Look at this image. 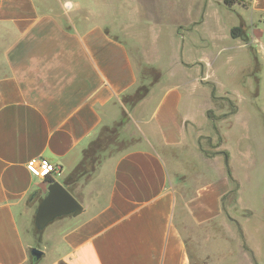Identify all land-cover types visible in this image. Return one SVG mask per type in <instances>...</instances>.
Instances as JSON below:
<instances>
[{
  "label": "crops",
  "instance_id": "0c3cea01",
  "mask_svg": "<svg viewBox=\"0 0 264 264\" xmlns=\"http://www.w3.org/2000/svg\"><path fill=\"white\" fill-rule=\"evenodd\" d=\"M261 95L264 0H0V264L36 247L48 183L27 161L58 163L64 184L125 113L128 144L73 189L83 212L42 232L46 264H216L218 233L189 226L227 221L264 264Z\"/></svg>",
  "mask_w": 264,
  "mask_h": 264
},
{
  "label": "rangeland",
  "instance_id": "374dc122",
  "mask_svg": "<svg viewBox=\"0 0 264 264\" xmlns=\"http://www.w3.org/2000/svg\"><path fill=\"white\" fill-rule=\"evenodd\" d=\"M67 4L63 2V6H66ZM246 95L249 96V92L245 91ZM244 94V92H243ZM264 102V98L261 95L257 103L259 105ZM220 104L227 105V110H232V107L225 102L221 101ZM262 123V121H261ZM218 141V139H216ZM118 142L120 146L124 147L128 144V142L121 140L120 134H118ZM262 150L264 151V141L261 143ZM118 147L112 146L110 147V150H117ZM216 148H210L208 149L209 152H215ZM43 181L47 183L44 179ZM47 190V189H46ZM263 188L260 189V195L258 200H255V215L253 218L252 224L261 223L264 221V195H263ZM43 198V197H42ZM41 198V199H42ZM255 199V198H253ZM189 228L193 231L199 230V235L206 236V234L218 233V238L216 240L217 236H214L213 239L210 242L211 246L217 247L220 250V254L218 255V262L216 264H255L254 260L251 259V255L248 252L247 244L245 241V238L240 237V235L236 232V226L234 223H231L230 221H227L226 223L219 222V223H213L212 225H206L204 227H193L189 226ZM36 225H35V219L33 224V230L36 237V247L43 248L42 244V234L41 238L39 240V236L36 233ZM39 230V229H38ZM42 231V230H40ZM44 231V230H43ZM42 231V232H43ZM52 260V254H48L46 257H41L39 260H37L34 264H46ZM32 264V261H31Z\"/></svg>",
  "mask_w": 264,
  "mask_h": 264
},
{
  "label": "trees",
  "instance_id": "16d2710c",
  "mask_svg": "<svg viewBox=\"0 0 264 264\" xmlns=\"http://www.w3.org/2000/svg\"><path fill=\"white\" fill-rule=\"evenodd\" d=\"M236 1L237 0H225V2L229 5L235 3ZM244 33H245L244 23H241L240 26L232 30V35L234 37L244 36ZM147 92H148V86L141 85L134 95L125 98V102L134 104L142 97H144L147 94ZM208 114L209 116H211V118L214 117L212 111H208ZM127 117L128 115L127 113H125V116L121 122L115 124L112 127H104L101 130L99 136L96 139H94L85 149L82 161L77 165L74 171L64 180L65 186L72 194H73V189L77 181L80 179V177H82L85 174H91L97 168V166L100 164V162L106 155L111 154L123 148L122 146H120L118 142V134L120 128L127 120ZM112 146L118 147V149L110 150V147ZM44 180L47 183H49L54 181L55 179L52 176H47ZM235 184L237 188V182ZM36 233L38 234L40 240L42 231L36 229ZM31 259H32L31 260L32 264H34L36 260L33 257H31Z\"/></svg>",
  "mask_w": 264,
  "mask_h": 264
},
{
  "label": "water",
  "instance_id": "95a60500",
  "mask_svg": "<svg viewBox=\"0 0 264 264\" xmlns=\"http://www.w3.org/2000/svg\"><path fill=\"white\" fill-rule=\"evenodd\" d=\"M47 193L38 205L35 225L39 230L45 228L56 218L63 215H80L84 207L82 203L58 180L48 183ZM44 254L39 247L31 249L32 257L37 261Z\"/></svg>",
  "mask_w": 264,
  "mask_h": 264
},
{
  "label": "built area",
  "instance_id": "2783aa9c",
  "mask_svg": "<svg viewBox=\"0 0 264 264\" xmlns=\"http://www.w3.org/2000/svg\"><path fill=\"white\" fill-rule=\"evenodd\" d=\"M27 169L34 176L45 179L47 176L58 174L61 166L45 157H33L27 161Z\"/></svg>",
  "mask_w": 264,
  "mask_h": 264
}]
</instances>
